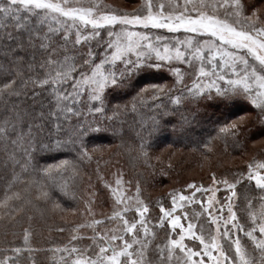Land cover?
I'll return each instance as SVG.
<instances>
[{
	"label": "snow or ice",
	"instance_id": "6c2138e0",
	"mask_svg": "<svg viewBox=\"0 0 264 264\" xmlns=\"http://www.w3.org/2000/svg\"><path fill=\"white\" fill-rule=\"evenodd\" d=\"M0 59V212L19 229L12 233L19 244L0 248V264H37V220L78 206L83 222L69 225L67 242L52 250L60 264H264V160L231 175L212 170L209 185L188 183L187 194L173 189L165 206L146 200L139 181L119 169L106 178L105 149L89 146L97 132L124 143L113 120L121 106L108 97L146 69H167L172 83L145 85L138 98L155 103L166 96L181 105L185 98L241 97L255 117L231 120L217 136L242 146L251 123L264 137V0H139L131 9L105 0H0ZM160 128L153 117L137 133L140 143L128 146L137 158L151 160L147 138ZM195 143L193 152L209 163L211 142ZM53 150L72 159L41 164L38 153ZM93 165L97 183L88 176L85 188ZM253 183L256 196L249 194ZM238 186L243 206L236 204ZM221 188L227 195L217 198ZM98 189L110 197V215L101 219ZM64 200L77 207H64ZM0 243H13L7 231Z\"/></svg>",
	"mask_w": 264,
	"mask_h": 264
},
{
	"label": "trees",
	"instance_id": "16d2710c",
	"mask_svg": "<svg viewBox=\"0 0 264 264\" xmlns=\"http://www.w3.org/2000/svg\"><path fill=\"white\" fill-rule=\"evenodd\" d=\"M119 8L131 9L136 6L139 0H105ZM0 62H3L0 59ZM159 83L171 85L172 77L164 70L146 69L138 72L131 80L130 84L123 88H117L110 92L108 100L112 107L121 106V113L113 117L118 126H122L124 143L112 136L109 132L92 133L89 146H101L105 149L101 155V167L104 169L106 178L111 179L116 170L122 171L126 180L139 181L143 197L153 203L164 201L165 205L170 202L169 193L173 189H183L188 183L195 181L197 184H210L209 175L212 170L217 174L232 173L246 169V165L255 159L256 161L264 160V137L256 134L259 131V125L249 124L248 138L243 145H233L232 139H221L217 136L219 128L231 120L240 117H255L253 106L246 99L237 97L234 99L208 98L189 100L185 98L181 105L173 104L168 97L161 96L160 100L155 102L144 95L138 98L137 93L145 85ZM31 103V101H29ZM156 103L161 105L160 108L155 106ZM127 109L124 110V106ZM135 105V108H133ZM166 106V111L164 110ZM163 116L161 118V112ZM113 116L112 111L107 113ZM153 117L160 122L161 128L151 137L147 138V143L151 145L148 149L151 160L145 162L139 158L133 148L140 143L137 135L143 128L147 127ZM4 118V107L0 105V122ZM11 119L9 115L7 117ZM103 120V118H101ZM186 121V122H184ZM32 121H29L31 123ZM181 124L183 126L181 127ZM27 131V129H25ZM147 136L146 133H144ZM210 141L214 154L209 163H204L199 159L193 149L197 147L195 142ZM47 143V141H44ZM159 157V159H157ZM37 158L41 164L55 163L61 159H72L66 150L61 151H43L39 152ZM4 160L3 146L0 145V162ZM107 162V163H106ZM171 165V167H169ZM95 165L89 167L84 173L83 184L87 188V177L92 176V183H97L93 175ZM4 168L0 166V188H3ZM252 196L258 195L259 190L255 189L254 183L249 185ZM134 191V189H132ZM189 190L187 189V192ZM238 199L236 204L243 206L244 201L243 187H237ZM96 210L100 213L109 215L110 208L104 201L110 202V197L106 192L97 190ZM199 197L200 194L197 193ZM66 208L77 207L70 200L61 201ZM254 203H256L254 201ZM77 212H66L64 214H50L46 218L38 219L35 223V236L33 247L41 249L34 253L37 264H60V254L52 250L62 243H66L69 238L67 227L83 222L80 215L82 206H78ZM238 211V215H239ZM64 227L65 231H58ZM7 231V238L13 241L10 245L2 247H14L19 244V237H13V231L19 233V229H13L6 220L4 213L0 212V241L4 239V233ZM163 235V233H161ZM22 264H29L26 258Z\"/></svg>",
	"mask_w": 264,
	"mask_h": 264
},
{
	"label": "rangeland",
	"instance_id": "374dc122",
	"mask_svg": "<svg viewBox=\"0 0 264 264\" xmlns=\"http://www.w3.org/2000/svg\"><path fill=\"white\" fill-rule=\"evenodd\" d=\"M108 3V2H107ZM110 4V3H109ZM117 7V6H116ZM117 171V170H116ZM115 171V172H116ZM127 187V186H126ZM184 191L186 192V194H187V189L186 188H184ZM225 195H227V193L224 191V189L223 188H221V191L220 192H217L216 193V196H217V198H223ZM168 204H166L165 206H167ZM96 212H97V219H101V216L99 215L100 214V212L99 211H97L96 210ZM110 215V214H109ZM109 227H112V226H114V225H108ZM85 232H86V234H89L88 233V231L87 230H85Z\"/></svg>",
	"mask_w": 264,
	"mask_h": 264
}]
</instances>
